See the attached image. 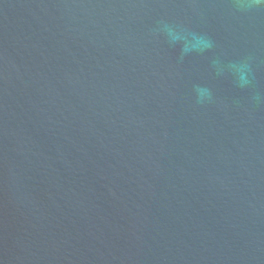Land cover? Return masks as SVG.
<instances>
[{"label":"water","instance_id":"1","mask_svg":"<svg viewBox=\"0 0 264 264\" xmlns=\"http://www.w3.org/2000/svg\"><path fill=\"white\" fill-rule=\"evenodd\" d=\"M0 264H264V0H0Z\"/></svg>","mask_w":264,"mask_h":264}]
</instances>
